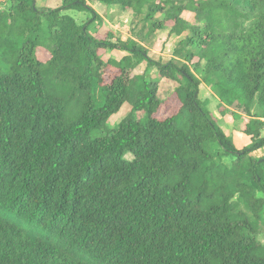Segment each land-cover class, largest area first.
I'll list each match as a JSON object with an SVG mask.
<instances>
[{"label": "trees", "instance_id": "1", "mask_svg": "<svg viewBox=\"0 0 264 264\" xmlns=\"http://www.w3.org/2000/svg\"><path fill=\"white\" fill-rule=\"evenodd\" d=\"M13 1L0 8V264H264V0ZM89 2L147 25L94 34L64 12ZM163 28L188 33L168 62L144 44ZM163 79L181 105L160 118ZM202 83L250 117L249 145L213 118Z\"/></svg>", "mask_w": 264, "mask_h": 264}, {"label": "rangeland", "instance_id": "2", "mask_svg": "<svg viewBox=\"0 0 264 264\" xmlns=\"http://www.w3.org/2000/svg\"><path fill=\"white\" fill-rule=\"evenodd\" d=\"M13 0H5L0 4L1 9H8L13 5ZM62 0H37V5L41 9L59 7ZM93 11H79L68 9L65 13L73 16L79 24H85L92 21L90 30L94 34L105 33L106 31H113L120 39H127L134 35V32H139L147 23L144 16H137L132 10H124L118 6H107L102 3L89 2ZM158 17H163L159 15ZM184 17L192 23H198V18L195 12L186 11ZM148 28H146V31ZM188 33L183 35H175L171 33L170 28L158 29L152 33L148 40L144 43L149 49V54L153 59L168 62L177 57L175 50L181 39L187 36ZM44 59L48 58L45 51L39 52ZM110 57L120 58L124 53L118 51H108ZM115 71V70H114ZM114 71L109 72L112 75ZM137 73H145L147 77H155L157 69L147 66L146 63L138 68ZM178 84L169 79H163L160 82L159 95L161 99L166 102L159 111L160 118L167 117L178 111L180 102L177 96L173 93ZM200 97L206 101L208 108L212 112V116L217 120L218 124L235 142L236 146L240 149L251 143V137L244 133L247 122L250 117L245 114H232L223 112L221 109V101L217 95L205 84L202 83L200 90ZM130 105L125 104L121 110L111 117L108 121V127L113 128L121 119L126 116L130 110ZM254 110L253 113H256ZM264 135V128L262 130ZM256 157H264V148L259 149L253 153ZM231 157L226 161L230 162ZM260 240L264 243V230L260 234Z\"/></svg>", "mask_w": 264, "mask_h": 264}]
</instances>
